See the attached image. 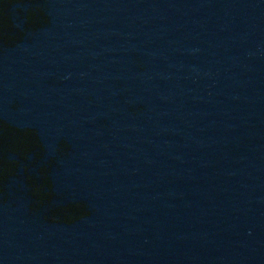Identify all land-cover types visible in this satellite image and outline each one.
<instances>
[{
  "label": "water",
  "instance_id": "1",
  "mask_svg": "<svg viewBox=\"0 0 264 264\" xmlns=\"http://www.w3.org/2000/svg\"><path fill=\"white\" fill-rule=\"evenodd\" d=\"M8 1L0 111L65 148L2 186L0 264H264V0Z\"/></svg>",
  "mask_w": 264,
  "mask_h": 264
},
{
  "label": "flooded vegetation",
  "instance_id": "2",
  "mask_svg": "<svg viewBox=\"0 0 264 264\" xmlns=\"http://www.w3.org/2000/svg\"><path fill=\"white\" fill-rule=\"evenodd\" d=\"M11 14V3L0 0V53L4 50L2 46L11 45L16 39ZM19 14L20 18L29 19L31 10L26 8ZM21 104L13 98L0 111V191L2 186L14 180H27L32 195L42 200L46 196L49 170L57 160L61 146L65 148V141L59 136L47 145L45 122L30 113L43 107L35 103L31 105L28 101L24 107ZM20 107L23 112L15 113Z\"/></svg>",
  "mask_w": 264,
  "mask_h": 264
}]
</instances>
